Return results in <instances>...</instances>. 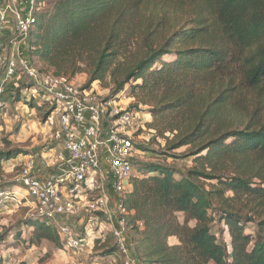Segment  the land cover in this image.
Segmentation results:
<instances>
[{
	"label": "trees",
	"instance_id": "16d2710c",
	"mask_svg": "<svg viewBox=\"0 0 264 264\" xmlns=\"http://www.w3.org/2000/svg\"><path fill=\"white\" fill-rule=\"evenodd\" d=\"M37 3L19 58L39 76L85 74L87 89L109 78L106 99L129 88L128 110L149 114L147 127L165 142L134 144L149 157L133 161L132 190L116 199L127 212L124 239L135 264H264V0ZM18 83L0 99L23 100L40 114L46 102L22 95L35 83L24 75ZM1 143L0 169L39 153ZM181 148L194 163L185 170L168 163ZM11 189L0 184V195ZM23 230L27 247L61 244L53 225L33 215L0 233V249ZM117 252L106 241L98 257Z\"/></svg>",
	"mask_w": 264,
	"mask_h": 264
},
{
	"label": "built area",
	"instance_id": "2783aa9c",
	"mask_svg": "<svg viewBox=\"0 0 264 264\" xmlns=\"http://www.w3.org/2000/svg\"><path fill=\"white\" fill-rule=\"evenodd\" d=\"M27 3L29 8L23 12L19 0L0 2V50L7 17L10 15L15 21L14 36L7 43L9 53L2 61L0 97L9 79L17 72L33 81L36 91H41L45 102L49 103L50 115L56 117V132L49 138L59 147V152L54 156L53 174L47 180H41L34 173V158L29 155L19 185L10 190L9 197L0 195V202L5 199L19 206L24 199L37 218L47 225L55 224L60 217L83 211L100 213L112 226L118 251L116 256L121 257V264H135L124 239L126 222L123 216L127 212L116 199L125 197L132 190L131 178L135 174L132 164L137 154L132 142V127L138 113L123 107L118 98L101 99L91 87L75 85L65 76H39L25 64L19 58V46L26 40L34 22L33 13L40 6L37 0ZM74 125H80L79 133L72 130ZM104 126L107 131L103 136ZM85 185L89 191L96 190L99 196L92 201H83ZM58 233L68 255L89 254L87 234L79 237L64 223L59 226Z\"/></svg>",
	"mask_w": 264,
	"mask_h": 264
},
{
	"label": "rangeland",
	"instance_id": "374dc122",
	"mask_svg": "<svg viewBox=\"0 0 264 264\" xmlns=\"http://www.w3.org/2000/svg\"><path fill=\"white\" fill-rule=\"evenodd\" d=\"M7 41V40H6ZM6 47L0 52V74L1 69L5 59ZM18 61V58H16ZM20 76L23 75L18 72ZM29 81V80H28ZM75 85L83 86L86 81V75L80 74L76 76L73 80ZM113 83L109 78H106L103 83H94L91 89L99 95L101 99H106L109 97V90L112 89ZM37 91H32L31 93L26 91L23 92V97L29 101V97H34V102L37 105H42L45 102L43 95L38 94ZM113 98H118L121 100V105L123 107H128L134 103V98L130 94V89L126 88L123 92L119 93ZM44 109L39 114L37 109H31L23 100L17 103L11 104L10 102H4L0 99V150H3V145L1 143L2 139H5L13 145V147H20L32 152L45 151L47 154L58 152V148L55 143L50 141L51 135L56 132V117L49 115L47 120L43 119V113L45 110L51 109L48 102L43 106ZM141 111L144 109L140 108ZM26 124L25 128L21 126L18 133H15V127L18 124ZM152 122V117L149 114L138 113L137 120L132 127V142L136 145L152 146L154 148L162 149L165 142L156 135V133L150 130L147 125ZM170 137V134H166ZM55 148L54 152L50 149ZM187 148H181L174 152L175 155L180 158L168 159V163H174L176 167L180 170L188 169L194 165L193 158H182L181 155L185 153ZM30 156H34V153ZM54 157V156H53ZM149 157L148 154L137 151L135 160H144ZM34 158V157H33ZM34 160V167L37 159ZM26 161L23 158L13 159L2 164L0 169V184L9 183L12 188L19 184L22 168L25 166ZM35 169V168H34ZM34 173H37L34 170ZM38 176L46 177V173H38ZM84 187V199L83 201H92L97 198L98 192L93 189V191L88 190V185ZM231 196L230 194H227ZM1 199V197H0ZM35 215L34 210L31 206H28L27 202L22 199L21 205L16 206L10 203L9 200H1L0 202V233L4 229L10 228L18 221L23 218ZM64 223L71 226L74 234L81 237L87 234L89 244V254L82 255H68L62 243V238H60V246L48 243L47 241H42L38 245H33L27 247L23 243V239L27 234L28 230H23V237L18 241H13L8 239V242L3 244L0 249V264H121V257L114 256V258H99L98 252L100 248L105 244L106 241H112V226L109 221L106 220L102 214L98 213H86L85 211L65 217H60L57 219L53 227L58 232L59 226ZM60 224V225H59ZM115 245V244H114ZM99 249V250H98Z\"/></svg>",
	"mask_w": 264,
	"mask_h": 264
},
{
	"label": "crops",
	"instance_id": "0c3cea01",
	"mask_svg": "<svg viewBox=\"0 0 264 264\" xmlns=\"http://www.w3.org/2000/svg\"><path fill=\"white\" fill-rule=\"evenodd\" d=\"M1 2V0H0ZM28 0H19V6L21 9H23V12H26L28 10ZM14 24H15V21H14V18L12 16H8L7 17V21L4 25V28H3V31H2V34H1V41L3 42V40L8 43V40L10 38H12L14 36ZM7 40V41H6ZM20 45L22 46L23 45V42L20 43ZM1 76V74H0ZM21 76L20 74L17 72L13 77H11L9 79V81L7 82L6 86L4 89H7L9 87H13V86H17L19 83L18 81L20 80ZM22 126H23V129L25 128L26 124L24 122V124L22 123ZM72 130H74L75 132L79 133L80 132V125H74L72 127ZM107 131V127L104 126L103 130H102V133H103V136L105 135V132ZM53 150V151H52ZM51 151L54 152L56 149H52ZM58 152H59V149H58ZM57 152V153H58ZM54 153H51V154H47L45 153V151H39L38 154H34V159H37L36 163H35V169L37 171V173H35L36 175H38V173H46V177L47 178H44V177H41V176H38L40 177L41 180H47L52 174H53V170L55 168V158L53 156ZM29 156H18L16 159L18 158H23L25 161L26 159L28 158ZM112 193V192H111ZM88 244H90L89 240H88ZM169 244L172 246V245H176L177 244V241L176 239L174 238H170L169 239ZM116 257V256H115ZM114 258V257H112Z\"/></svg>",
	"mask_w": 264,
	"mask_h": 264
}]
</instances>
